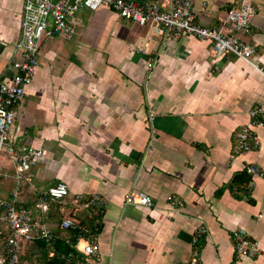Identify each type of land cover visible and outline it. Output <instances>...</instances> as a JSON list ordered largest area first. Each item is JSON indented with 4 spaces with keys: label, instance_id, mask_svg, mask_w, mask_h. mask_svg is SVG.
Returning <instances> with one entry per match:
<instances>
[{
    "label": "crops",
    "instance_id": "1",
    "mask_svg": "<svg viewBox=\"0 0 264 264\" xmlns=\"http://www.w3.org/2000/svg\"><path fill=\"white\" fill-rule=\"evenodd\" d=\"M250 1L257 8L252 27L235 34L253 46V61L263 65L264 0ZM239 3L195 0L194 9L201 24L213 26ZM22 5L0 0L5 77L13 71L8 67ZM86 10L79 13L76 34L42 43L40 65L17 107L15 144L20 152L33 147L43 153L26 180L0 178L9 180L0 186V198L18 189L19 204L37 209L41 193L67 183L69 198L54 202L44 217L54 219L52 229L67 210L80 222L92 219L97 234L83 236L97 246L93 264H186L194 250L201 264H232L238 228L259 247L239 263L264 264V126L255 127L261 148L231 160L249 111L258 108L264 119L262 74L234 54L216 56L211 40L182 35L163 47L150 26L108 7L85 16ZM9 161L3 160L4 168L14 175ZM247 162L263 176L240 175ZM137 191L154 204H127L126 196ZM95 194L106 202L85 208ZM201 225L205 232L193 244Z\"/></svg>",
    "mask_w": 264,
    "mask_h": 264
},
{
    "label": "built area",
    "instance_id": "2",
    "mask_svg": "<svg viewBox=\"0 0 264 264\" xmlns=\"http://www.w3.org/2000/svg\"><path fill=\"white\" fill-rule=\"evenodd\" d=\"M195 0H23L20 16V35L13 48L12 60L9 62L11 76L0 75V178L14 177L18 182L27 179V169L42 156L43 148H28L20 152L15 144V129L18 119L17 107L23 102L26 87L33 81L40 65L42 43L59 35L73 36L82 26L79 13L84 10H96L108 7L115 10L120 17L137 22L141 26H150L153 33L167 40L177 39L182 35H193L200 40H211L212 52L222 57L234 54L257 69L264 78V64L253 61L255 49L242 40L235 32H248L252 27L257 8L250 0H240L236 7L227 10L219 17V24L205 26L198 21L194 9ZM136 50L145 52L142 46ZM156 60L154 59V62ZM264 126L262 113L258 108L249 111V122L242 125L236 135L235 154L261 148V140L255 127ZM8 158L15 167L14 175L4 168L3 160ZM242 170L253 176H263L260 167L251 162L244 163ZM18 189L9 198H0V208L5 211V225L0 229V264H28L24 259V246L36 238L48 241L54 238L53 229L48 221L36 218V211L44 215L51 209V203L69 198V186L64 181L51 185L41 193L36 203L37 209L23 207L18 201ZM75 202L77 197H70ZM81 196L78 197L80 199ZM174 202L175 199L172 198ZM105 197L95 194L83 204L85 208L101 205ZM127 204L152 206L153 198L145 192H130L126 196ZM182 205V202H179ZM62 212H65L62 210ZM59 226L63 229L87 231L88 226L70 216H63ZM205 232L201 225L193 234V244ZM82 234L75 245L81 253L77 264H93L90 258L97 257V246ZM234 261L240 264L244 257H254L259 252L258 244L244 228L233 231ZM84 241V244L81 242ZM53 254V253H51ZM73 253L69 254V261ZM201 254L194 250L186 264H201Z\"/></svg>",
    "mask_w": 264,
    "mask_h": 264
},
{
    "label": "trees",
    "instance_id": "3",
    "mask_svg": "<svg viewBox=\"0 0 264 264\" xmlns=\"http://www.w3.org/2000/svg\"><path fill=\"white\" fill-rule=\"evenodd\" d=\"M240 175L248 176L245 171H240ZM244 179H246L245 176L242 177V180ZM53 203L54 202H52L51 205ZM46 214L42 216L43 221L45 220L49 222L54 220L50 215L44 217ZM4 217L5 211L0 208V229L5 225ZM62 218L59 220L58 224H60ZM83 221L88 224L87 231L79 229H63L60 226H57L53 229L54 238L51 241L39 237L32 242L26 243L24 246V259L28 264H77V260L81 255V253L75 248L78 238L82 234H87L93 238L99 230L98 227L96 228V223L93 222L92 219L85 217L81 222ZM51 253L53 254L51 255ZM71 253H73V258L69 261V254Z\"/></svg>",
    "mask_w": 264,
    "mask_h": 264
},
{
    "label": "rangeland",
    "instance_id": "4",
    "mask_svg": "<svg viewBox=\"0 0 264 264\" xmlns=\"http://www.w3.org/2000/svg\"><path fill=\"white\" fill-rule=\"evenodd\" d=\"M86 11L87 12H85V16H87L89 14L88 10H86ZM8 183H9V180L8 181H4L3 179H0V186L1 187L6 188ZM65 216H70V217L74 218L73 216L70 215V212L68 210H67Z\"/></svg>",
    "mask_w": 264,
    "mask_h": 264
}]
</instances>
